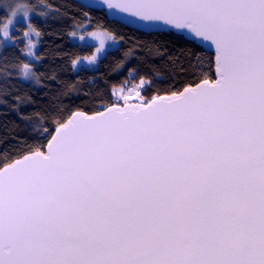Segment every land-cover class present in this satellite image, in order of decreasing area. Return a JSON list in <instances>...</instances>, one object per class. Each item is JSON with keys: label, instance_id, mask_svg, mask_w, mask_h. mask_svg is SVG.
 Wrapping results in <instances>:
<instances>
[{"label": "snow or ice", "instance_id": "obj_1", "mask_svg": "<svg viewBox=\"0 0 264 264\" xmlns=\"http://www.w3.org/2000/svg\"><path fill=\"white\" fill-rule=\"evenodd\" d=\"M106 2L210 42L209 71L60 110L46 144L5 156L0 264H264V0Z\"/></svg>", "mask_w": 264, "mask_h": 264}, {"label": "trees", "instance_id": "obj_2", "mask_svg": "<svg viewBox=\"0 0 264 264\" xmlns=\"http://www.w3.org/2000/svg\"><path fill=\"white\" fill-rule=\"evenodd\" d=\"M17 3H25L33 13L29 21L41 33L35 52L40 59L24 57L26 25L17 22L10 33L12 42L0 47V161L8 155L19 158L28 145L46 144L50 137L44 129H52L60 110L81 109L92 114L100 103L115 101L114 89L141 78L146 81L141 89L145 99L170 94L168 90L173 88L182 90L199 82L214 57L185 35L137 30L108 18L102 9L74 0H0V26L10 6ZM76 27L107 31L119 44L105 51L95 68L74 71L72 60L94 50L91 44L70 41L69 34ZM196 52L199 60L190 55ZM24 64L37 74L38 84L24 78ZM211 73L215 74L214 64Z\"/></svg>", "mask_w": 264, "mask_h": 264}, {"label": "rangeland", "instance_id": "obj_3", "mask_svg": "<svg viewBox=\"0 0 264 264\" xmlns=\"http://www.w3.org/2000/svg\"><path fill=\"white\" fill-rule=\"evenodd\" d=\"M16 5H19V7H17V9H16L15 16L13 17V12L11 11V8H10V10L8 11L7 18L5 19L4 23L0 26V47L7 45V44H10L12 42L10 33L12 30H14L17 22H22L26 25V29H25L24 35H23L24 40H25V48H24L23 55L27 60L31 61L35 57V52H36V50L38 48V44H39V37H37L35 35V33L37 31L31 26L30 21H29L30 17L33 16V13L28 9V7L25 3H17ZM25 13H27V15H25ZM10 20L12 21L11 23H9ZM5 31L8 32L7 36L4 35ZM92 32H106L107 33V36L105 37V46H104V49L102 50L101 53L96 52V49L100 47V42L98 39H94L90 35V33H92ZM71 33H75V35H71ZM81 36L84 37L83 40L80 39ZM108 37H111V39H109ZM69 39L71 42L77 43L80 45L91 44L94 46V50H93L92 54L76 57L74 59L76 61L75 65H73V60H72L71 67L74 71H76L78 68H81V67H86V68H90V69L95 68L97 63H98V60L103 56L105 51L110 50V49H114L119 44V41L116 38H114L113 35H111L107 31H104L101 29H93V30L87 31L84 28L76 27L75 30L70 32ZM29 52L33 53L34 56L30 57L28 55ZM92 55L96 56V61L93 63H89L87 57L92 56ZM26 80L29 81V80H33V79H26ZM140 80H138L134 84H130V85H126V86H120L116 89H122L124 94H128L129 92H132L134 94L136 91L141 92L142 88H140V89L137 88V85L140 83ZM145 83H146V81H145ZM116 89L113 90V93ZM114 99L118 100V96L114 95ZM119 102L123 103L122 101H119ZM130 102H139V101L134 98Z\"/></svg>", "mask_w": 264, "mask_h": 264}, {"label": "water", "instance_id": "obj_4", "mask_svg": "<svg viewBox=\"0 0 264 264\" xmlns=\"http://www.w3.org/2000/svg\"><path fill=\"white\" fill-rule=\"evenodd\" d=\"M80 3L83 6L94 8V9H102L105 11L108 18L115 19L116 21L129 26L131 28L141 30V31H172L177 34L185 35L188 38L194 40L196 43L201 45L205 50L210 51L214 54V46H210V42L202 41L200 38H195L192 35H188L186 30H176L171 26L163 25L162 22H152L156 23L158 27H147L150 22H140L138 17H132L128 13L121 12L118 8H109L106 0H74ZM135 21V22H134ZM46 150V148H45Z\"/></svg>", "mask_w": 264, "mask_h": 264}, {"label": "clouds", "instance_id": "obj_5", "mask_svg": "<svg viewBox=\"0 0 264 264\" xmlns=\"http://www.w3.org/2000/svg\"><path fill=\"white\" fill-rule=\"evenodd\" d=\"M25 15H27V13H25ZM14 16H15V13H13V17H14ZM11 22H12V21L10 20L9 23H11ZM6 34L8 35V32H7V31L4 32V35H5V36H6Z\"/></svg>", "mask_w": 264, "mask_h": 264}]
</instances>
